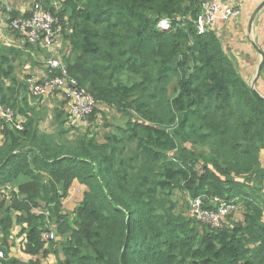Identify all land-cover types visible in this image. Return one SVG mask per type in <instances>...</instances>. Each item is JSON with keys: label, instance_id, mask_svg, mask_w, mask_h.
<instances>
[{"label": "trees", "instance_id": "trees-1", "mask_svg": "<svg viewBox=\"0 0 264 264\" xmlns=\"http://www.w3.org/2000/svg\"><path fill=\"white\" fill-rule=\"evenodd\" d=\"M61 8L50 11L63 24L68 74L97 102L93 113L107 106L127 121L102 143L41 132L34 97L15 75L21 54L0 45V107L14 114L10 123L0 117V264L49 255L56 264H264V101L216 32L195 30L201 3L64 0ZM75 181L86 190L65 214ZM178 190L232 204L242 218L200 235L194 220L174 214ZM15 226L26 262L9 256ZM53 227L55 239L44 241Z\"/></svg>", "mask_w": 264, "mask_h": 264}, {"label": "built area", "instance_id": "built-area-1", "mask_svg": "<svg viewBox=\"0 0 264 264\" xmlns=\"http://www.w3.org/2000/svg\"><path fill=\"white\" fill-rule=\"evenodd\" d=\"M198 1L201 3V13L194 21V27L199 34L214 31L219 23L231 22L241 15V7L237 4L222 2L224 0ZM169 24V20L164 19L159 26L168 27ZM0 29L15 32L32 46L39 45L47 52H52L55 39L61 32V23L58 16L46 9L39 1L34 4L27 16L20 15L12 18L8 8L0 11ZM46 65L50 75L44 80H38L32 76L25 79L24 83L30 95L35 98H45L50 91H58L65 102L70 120L77 121L90 116L97 108V102L86 89L80 87L76 79L68 74L64 57L54 55L46 61ZM0 110L5 122L14 121V114L10 109L0 107ZM15 128L21 130L20 120L15 123ZM191 202L193 217L211 229H218L227 217L236 209L238 210L236 206L219 199L205 200V198L196 197ZM44 215H49L47 210L44 211ZM53 231L54 227L49 233L44 234L42 239L44 241L55 239ZM3 257V252L0 251V260Z\"/></svg>", "mask_w": 264, "mask_h": 264}, {"label": "rangeland", "instance_id": "rangeland-1", "mask_svg": "<svg viewBox=\"0 0 264 264\" xmlns=\"http://www.w3.org/2000/svg\"><path fill=\"white\" fill-rule=\"evenodd\" d=\"M42 2L46 9L54 8L56 12H61L62 14V8L61 3L64 0H0V11H3L4 9L8 8L11 12V14H15L16 16L20 15H29L32 7L37 2ZM222 2H226L225 0ZM240 7H242V1H239L236 3ZM62 16V21L64 24H66L65 20H67V17ZM63 24L61 25L62 30ZM5 35L4 36L7 41H9L13 47L11 48L12 51L19 52V48H15L16 46H19L20 48L30 47L32 50L37 49L35 47H38L42 52L41 60H43V64L45 65V62L52 56H60L65 57L66 54V45L61 37V32L59 36L55 39V47L53 48L52 52H47L46 49H41L38 45L32 46L27 45L25 40L17 33L12 31H2ZM2 33H0L1 35ZM23 51V50H21ZM24 56H22V63L18 67L17 71V78L21 77V80L24 82L25 79L32 73L27 72L23 70V66L28 61V55H26L25 52H23ZM19 64V63H17ZM40 65H43L41 62ZM19 75V77H18ZM49 70L46 69V76H49ZM36 79H38L36 76H32ZM255 77V74H254ZM38 80H44V79H38ZM249 86H251V83L253 82V79H249L246 81ZM175 83V82H174ZM174 83L172 84V87L174 86ZM19 84H22L19 82ZM264 68L261 71L260 76L256 79L255 83L253 84V88L261 95L264 92ZM172 89V88H171ZM170 89V94H173V90ZM27 94L30 95L28 90L26 91ZM31 96V95H30ZM32 100V107H34V113H31V116L33 118L37 119V125L41 132L50 135L54 137L57 140H70L74 141L77 139H84V138H95L99 142H103L105 137H111L116 135V131H114V128L119 126H124V124L127 121V117L123 116L120 113H117L113 108L107 107V106H101L99 107L100 112L99 113H92L90 116H88L85 119H80L77 121L70 120L68 118L65 102L62 100V96L58 91H50L47 95V98H31ZM0 117L2 118V112L0 110ZM0 143H1V137H0ZM261 160L263 162L264 157H261ZM249 177H239L236 175H232L230 179L237 181V182H249ZM67 198V197H66ZM65 198V199H66ZM191 196L188 195L183 190L175 191L172 196L169 197V202L174 206L175 211L174 214L178 219L180 220H188L192 219L196 222V224L199 226V234H203L205 229H208V226L196 221V219L193 217L191 213ZM77 203H73L71 208L75 209ZM70 205V203H68ZM65 209V208H64ZM63 206H62V212H64ZM70 213V212H68ZM242 218L241 211L239 209L235 210L229 217H227L224 221L225 225H231L237 221H240ZM224 226L221 225L219 228H222ZM218 228V229H219ZM10 241H14V239H10ZM9 245L10 242H9ZM20 245V243H19ZM0 251L2 252L1 248ZM10 250H8L9 252ZM10 254V253H9ZM10 256L12 257H20L19 253L14 250ZM45 264H55L54 259H44L42 261Z\"/></svg>", "mask_w": 264, "mask_h": 264}, {"label": "crops", "instance_id": "crops-1", "mask_svg": "<svg viewBox=\"0 0 264 264\" xmlns=\"http://www.w3.org/2000/svg\"><path fill=\"white\" fill-rule=\"evenodd\" d=\"M239 1H242L240 17L231 22L219 23L214 31L220 38L223 49L231 59L234 67L237 69L240 75L247 81L249 79L254 78V74L261 59L260 55L256 52L255 48L253 47V43L256 45V47H258L264 52V8L255 16L253 23L250 24V19L262 0H227L226 2L234 5ZM0 33H2L0 35V45L12 48L13 45L9 41H7L4 36H2L5 34L2 32L1 29ZM15 48H19L21 57L24 56L23 52L28 55V61L23 66V70L32 73L31 76L34 75L38 79H44L46 77L47 65L46 62L44 65L43 60H41L42 51L38 47H35L37 49L34 50H32V48L30 47L20 48L19 46H16ZM40 48L43 49L42 47ZM65 51V57H67L69 55L67 47ZM40 62L43 65H40ZM19 65L20 64H18L17 66L19 67ZM17 66L15 69L16 77V73L18 71ZM18 81H22L21 77H19ZM262 95H264V92ZM45 98H47V96ZM85 190L86 188L84 186H81L76 181L73 182L72 186L68 191L67 198L62 201L63 209L65 208L63 213L70 214L73 211V209L71 208L72 204H78L81 201L83 192ZM68 203H70V205H68ZM19 228V226L14 227L13 237L11 238L14 239V241L9 247V253L11 254L14 250H16L19 253L20 257L15 258L26 262L30 260L31 257L24 255L23 252L19 249V243L22 237L15 236L19 232ZM48 258L54 259L56 264V257L54 255H49ZM43 264L45 263L43 262Z\"/></svg>", "mask_w": 264, "mask_h": 264}, {"label": "water", "instance_id": "water-1", "mask_svg": "<svg viewBox=\"0 0 264 264\" xmlns=\"http://www.w3.org/2000/svg\"><path fill=\"white\" fill-rule=\"evenodd\" d=\"M227 1V0H225ZM264 8V0L261 1V3L258 5V7L256 8V10L254 11L251 19H250V24L253 23L255 16ZM253 47L255 48L256 52L260 55L261 59L260 62L257 66V70L255 72V77L253 78V82L251 83V90L264 101V96H261L254 88H253V84L255 83L256 79L260 76L261 71L263 69L264 66V52L262 50H260L258 47H256V45L253 43Z\"/></svg>", "mask_w": 264, "mask_h": 264}, {"label": "bare ground", "instance_id": "bare-ground-1", "mask_svg": "<svg viewBox=\"0 0 264 264\" xmlns=\"http://www.w3.org/2000/svg\"><path fill=\"white\" fill-rule=\"evenodd\" d=\"M194 26V25H193Z\"/></svg>", "mask_w": 264, "mask_h": 264}]
</instances>
